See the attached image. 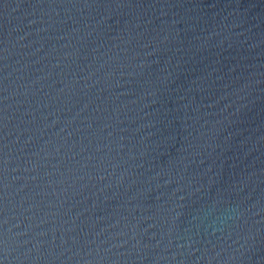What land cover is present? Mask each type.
<instances>
[{
	"label": "water",
	"instance_id": "obj_1",
	"mask_svg": "<svg viewBox=\"0 0 264 264\" xmlns=\"http://www.w3.org/2000/svg\"><path fill=\"white\" fill-rule=\"evenodd\" d=\"M0 264H264V0H0Z\"/></svg>",
	"mask_w": 264,
	"mask_h": 264
}]
</instances>
